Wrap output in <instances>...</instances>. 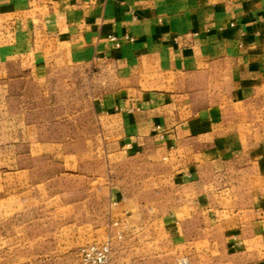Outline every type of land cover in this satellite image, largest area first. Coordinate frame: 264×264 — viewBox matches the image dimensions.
I'll return each instance as SVG.
<instances>
[{
    "label": "crops",
    "instance_id": "crops-1",
    "mask_svg": "<svg viewBox=\"0 0 264 264\" xmlns=\"http://www.w3.org/2000/svg\"><path fill=\"white\" fill-rule=\"evenodd\" d=\"M8 35L5 82L97 81L94 113L140 163L98 195L144 264L161 243L264 264V0H0Z\"/></svg>",
    "mask_w": 264,
    "mask_h": 264
},
{
    "label": "rangeland",
    "instance_id": "rangeland-1",
    "mask_svg": "<svg viewBox=\"0 0 264 264\" xmlns=\"http://www.w3.org/2000/svg\"><path fill=\"white\" fill-rule=\"evenodd\" d=\"M81 73L62 70L43 84L0 78V264H144L127 243L138 229L111 218L105 191L98 195L140 163L112 147L93 109L102 92ZM160 246L165 255L146 264H223L220 245L213 262Z\"/></svg>",
    "mask_w": 264,
    "mask_h": 264
},
{
    "label": "built area",
    "instance_id": "built-area-1",
    "mask_svg": "<svg viewBox=\"0 0 264 264\" xmlns=\"http://www.w3.org/2000/svg\"><path fill=\"white\" fill-rule=\"evenodd\" d=\"M182 264H186L185 262H182Z\"/></svg>",
    "mask_w": 264,
    "mask_h": 264
}]
</instances>
